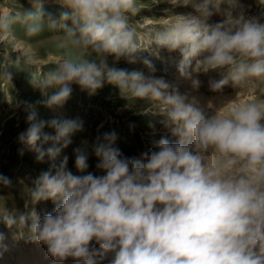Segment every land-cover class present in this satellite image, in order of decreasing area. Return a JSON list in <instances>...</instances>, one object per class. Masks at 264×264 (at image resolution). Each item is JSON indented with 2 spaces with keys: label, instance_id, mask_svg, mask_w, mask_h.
<instances>
[{
  "label": "clouds",
  "instance_id": "clouds-1",
  "mask_svg": "<svg viewBox=\"0 0 264 264\" xmlns=\"http://www.w3.org/2000/svg\"><path fill=\"white\" fill-rule=\"evenodd\" d=\"M164 2L193 12L155 26L146 44L132 20L141 0H27L30 8L0 12L2 43L13 49L0 60V81L11 88L17 73H29L42 96L37 103L49 110L65 106L73 85L89 97L112 85L125 99L146 101L145 114L158 117L167 133L128 156L115 132H98L72 149L74 172L62 153L84 121L39 119L32 103L16 102L29 123L17 137L24 146L18 152L26 147L48 168L28 177L32 206L0 205V224L14 244L42 245L52 264H264V95L245 102L224 94L249 83L264 93V0L256 13L240 0ZM16 25L26 37L46 30L61 36L60 59L39 78L30 74L38 67L34 55L15 47ZM160 49L179 52V77L193 90L204 76L216 96L202 105L156 76L152 57ZM121 60L142 64L147 74L115 66ZM0 186L10 189L13 181L0 173ZM47 201L54 207L41 215L35 205ZM7 241L0 231V260L11 250Z\"/></svg>",
  "mask_w": 264,
  "mask_h": 264
},
{
  "label": "rangeland",
  "instance_id": "rangeland-1",
  "mask_svg": "<svg viewBox=\"0 0 264 264\" xmlns=\"http://www.w3.org/2000/svg\"><path fill=\"white\" fill-rule=\"evenodd\" d=\"M141 11L139 14L132 18L134 22H139L136 25L141 43H147V35L153 30L146 24L151 20L154 26L166 24L161 21L162 6L170 7V5L164 0H141ZM163 2V3H162ZM241 4L249 13H256L258 11V0H240ZM159 3H162L159 5ZM23 5L25 8H30L27 0H0V12L8 13L11 10L20 8ZM45 8L54 14H59L62 9L55 4H45ZM192 12L191 8L188 10L182 8L181 12ZM169 18V17H168ZM214 20H218L219 17H214ZM17 35L14 38L15 47L18 44L23 45L25 52H31L37 62L38 67L30 70V74L33 78H39L41 73H46L55 65V62L60 59L62 51L57 47L58 41L61 36L51 32L44 31L35 37H26L23 34L19 25H16ZM2 35H0V60L5 55L13 51L11 42L2 43ZM142 55H149L144 52ZM162 53L159 52V58L152 57L153 63L157 69L156 72H160V76H168L169 70L164 72L160 70V61L163 58ZM13 56L15 54L13 53ZM88 58H92L89 56ZM176 59H179L176 57ZM179 60L176 61V63ZM158 62V63H157ZM109 63L112 64V58L109 57ZM159 65V66H158ZM115 66L128 69H147L141 64L130 65L124 60H121ZM162 74V75H161ZM30 75L27 72H19L16 74L13 84L14 87H9L6 83L0 81V173L10 177L13 181L12 188H3L0 186V205L6 206L9 209L24 210L25 203L30 201L27 196V189L31 187V180L28 177L35 178L41 171H45L48 168V164L39 163L36 160V154L25 147L24 155L21 156L18 149L24 147L21 145L17 137L19 133L26 131L29 127V123L26 119V113L22 109H17L15 104L18 100H26L32 103L38 113V118L43 120H50L52 118H77L79 117L84 121V131L77 133L73 137V144L70 145L62 153L69 157V168L75 172L74 168V156L72 149L80 145L83 141H91L94 137L104 132H115L117 134V145L128 156H139L142 152L147 151L153 147L154 143L158 141L161 135L167 134L162 125L158 124V117H153L150 114L144 113L145 109L149 107L146 101L128 100L119 94V90L112 86L107 85L99 90L98 94L93 97H89L87 93L82 92L78 86L73 85V93L71 99L65 104L62 109L49 110L43 105L37 103L42 99L39 90L33 88L29 83ZM258 85L249 83L248 85L239 86L238 91L231 86L227 89V93H237V100L249 101L257 99L264 93L258 92ZM52 90H50L51 92ZM231 91V92H230ZM205 97L212 98L216 96L208 90L206 86L202 91ZM224 92V93H225ZM116 97L112 102L108 98ZM235 96H232L234 98ZM207 102V101H206ZM130 105L131 110L128 112L117 113L122 107ZM127 111V110H126ZM119 115V116H118ZM150 124L154 125L150 127ZM164 131L158 133V131ZM45 131L52 132V129L46 128ZM49 145H45L48 147ZM90 171H95V157L90 156ZM36 210L43 215L46 211H52L53 204L51 201L40 202L35 205ZM0 231L5 232L8 236L10 230L3 224H0ZM18 245L24 244V240L16 242ZM33 245L30 243H25ZM35 246H37L35 244ZM71 264V261H68Z\"/></svg>",
  "mask_w": 264,
  "mask_h": 264
},
{
  "label": "bare ground",
  "instance_id": "bare-ground-1",
  "mask_svg": "<svg viewBox=\"0 0 264 264\" xmlns=\"http://www.w3.org/2000/svg\"><path fill=\"white\" fill-rule=\"evenodd\" d=\"M162 3H159V5L162 4ZM162 7L164 9L161 10L162 15H161L160 18H161V21L166 22V23H168L169 20L174 18L172 16L174 14H177V13H189L190 12V11L181 12L182 11V7L172 8L171 5H170L169 8L165 7V6H162ZM166 9H168V11H165ZM186 9L188 10V8H185V10ZM147 21L148 22L146 24H148V26L151 27V29L153 27H155L154 24H153L154 23L153 21H151V20H147ZM4 39H5V37H2V40H4ZM16 48L23 49V45L18 44L16 46ZM160 53L164 54L163 58H162V62L160 61V63H161L160 66L158 65L160 67V70H162L164 72H167V71L172 69L169 72L168 76H166V74H165L164 78L169 80V81L177 82L178 86H179V90H180L181 93H187V94H189V96H195L200 101V103L202 105L205 104L206 101L209 98L205 97V95H204V93L202 91L207 86V77L201 76L200 79H202L204 81V86L201 87L198 91L197 90H193L189 81H185V80H183V79H181L179 77V73L177 71V65H178L179 61L176 63L177 60L181 59V57L179 55V52H170L167 49H160ZM176 57L179 58V59H176ZM137 64L141 65L140 63H137ZM156 73L160 74L161 71L160 72L158 71ZM157 74H155V75L156 76H160V75H157ZM228 88H229V86L224 89V92L227 91ZM224 94L226 96H228V97H232V96H237L238 95L237 93H227V92H225ZM115 98L116 97H112V98L110 97L108 99L111 100L112 102H114ZM115 102H117V101H115ZM130 108H131L130 105H126V106L122 107L117 113H120V111L123 112V113L128 112V110ZM144 113H145V111H144ZM162 129H164V128H162ZM160 132L164 134V131L163 132L161 130L158 131V133H160ZM7 243L9 244L11 250L8 253L5 254V256H4V258L2 260H0V264H52L51 259L46 257V255H45L46 249L42 245L35 246V244H33L31 246V245L25 244V243L22 244V245H18L17 243L14 244L13 241H12V238H11V232L9 233ZM67 264H68V262H67ZM71 264H72V262H71Z\"/></svg>",
  "mask_w": 264,
  "mask_h": 264
}]
</instances>
